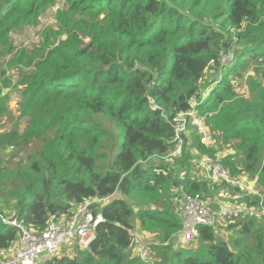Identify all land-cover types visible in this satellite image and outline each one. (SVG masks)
I'll list each match as a JSON object with an SVG mask.
<instances>
[{
	"label": "trees",
	"instance_id": "1",
	"mask_svg": "<svg viewBox=\"0 0 264 264\" xmlns=\"http://www.w3.org/2000/svg\"><path fill=\"white\" fill-rule=\"evenodd\" d=\"M55 5L0 0V60L16 52L11 35L36 26ZM55 19L61 39L50 50L13 59L33 68L19 82L28 124L22 134L0 133V155L34 146L10 176L0 168V215L8 197L12 219L38 233L86 200L118 194L94 211L103 222L87 250L43 264H264V215L232 218L227 239L196 226L192 254L174 246L184 230L177 195L205 200L216 189L194 174L190 149L218 153L233 178H256L264 197V0H65ZM238 81L248 97L236 92ZM8 99L0 88V112ZM192 100L234 154L204 148L192 130L172 156V121ZM136 227L157 237L152 263L132 252ZM17 236L0 220V252Z\"/></svg>",
	"mask_w": 264,
	"mask_h": 264
},
{
	"label": "built area",
	"instance_id": "2",
	"mask_svg": "<svg viewBox=\"0 0 264 264\" xmlns=\"http://www.w3.org/2000/svg\"><path fill=\"white\" fill-rule=\"evenodd\" d=\"M190 105L191 108L188 111L179 114L172 121L174 141L176 142L175 151L172 153L174 157L180 156L184 140L188 139V126H191L196 132L198 140L204 148L217 149L215 135L208 130L204 118L196 111V102L192 100ZM192 164L194 170L197 169L201 173L199 176L202 180L212 186L224 185L225 188L244 186L243 183L239 184V179L232 177L230 168L222 163V157L218 153L214 155L201 154ZM253 180L256 183V178ZM178 197L180 216H185L192 224L191 227L180 233L179 248L188 250L195 248L198 239L196 226L216 229L221 221L227 218H239L243 212L239 208L231 210L224 207L211 211L201 197L187 196L183 192H180ZM111 200L112 197L86 200L74 209L70 218H51L46 227L38 233L28 230L16 219L11 218V221L6 222L0 217L4 225L14 227L18 233L14 252L9 257H5L8 252H0V264H41L44 259L62 256L67 246L87 250L90 243L95 240L98 226L103 222L101 215L94 214V211L102 209ZM249 208L251 209L244 210L245 217H251L252 213L248 212H254L252 207ZM263 215L264 213H259L255 217L260 218ZM129 237L132 241V252L138 261L151 263L152 254L147 245L134 232H129ZM153 244L154 242L150 246Z\"/></svg>",
	"mask_w": 264,
	"mask_h": 264
},
{
	"label": "rangeland",
	"instance_id": "3",
	"mask_svg": "<svg viewBox=\"0 0 264 264\" xmlns=\"http://www.w3.org/2000/svg\"><path fill=\"white\" fill-rule=\"evenodd\" d=\"M65 7V0H56V5L49 8L40 18L38 21V24L34 27H26L23 31L15 32L11 35V41L16 48L15 53H23L25 56V60L30 58L29 54L34 53L35 50H38L41 48V46H45L46 50H50L53 45L55 44L56 40H60L61 38H56L57 33V23L55 19V15L58 9H63ZM48 36V41H45V37ZM89 41L84 38L83 43L87 44ZM57 43V42H56ZM15 53L12 56H5L2 57L0 60V88L2 89V94H6L9 92V99L6 103V112L2 111L0 112V133L8 132L13 129H17L19 134H22L28 124V118L21 114L19 111V107L21 104V90L23 89L22 86L19 85V82L23 75L30 74L33 72V68L25 66L23 63L25 60L20 62H14V56ZM227 58H223L222 62H225ZM212 73L206 74V77L208 78ZM9 82L10 87L4 88V83ZM236 92L243 96L248 97V90L245 86V82H236L235 84ZM20 90V91H19ZM193 128L189 126L188 132L192 131ZM216 134L215 142H217L218 152L222 155L225 154H234V150L232 149H223L221 144L222 136L220 132H214ZM191 134V133H190ZM193 135H189V141L192 139ZM34 146V145H32ZM32 146L29 148L31 149ZM27 149L25 151H20L18 154L16 153L13 148H7L1 152L0 155V168L6 169L5 175L10 176L11 171L17 167V165L20 162H25V159L27 155L29 154V150ZM188 152H190V156L192 159V162L198 159V154L195 149H190ZM153 160H148L147 164L152 162ZM194 174L202 179L199 174H201L197 169L194 170ZM239 179H241L242 182L239 180V184H246V186H241L238 188V190H233L231 188H225L224 186H216L215 194L222 193L221 195L217 196V199H214L213 197L209 198V201L205 199V202L208 206V208L211 211H216L217 207L221 204L222 207L236 210L237 208L241 209L243 211L239 218L245 217V209H251L247 206V202L254 201V198L258 197V207H254V212H248L252 213V216H257L259 213L263 214V195L260 193L259 189L257 188V184L254 182L253 179H247V176L243 175L240 176ZM244 179V180H242ZM211 194V192L209 193ZM179 196V195H177ZM210 197V196H208ZM7 198L6 197V203H4V212L0 217L5 220L6 222L11 221L13 212L9 211V208L7 206ZM114 198H121L120 195L115 194L112 196V199ZM216 202V203H215ZM261 202V204H260ZM12 205V202L10 203ZM256 214V215H255ZM229 219V220H228ZM232 222V219L227 218L224 221H221L217 226L218 228L215 229L217 236L221 239H226L227 236L230 234V232H227L225 229L227 228V225ZM184 225H186L184 223ZM142 232V231H141ZM137 237L147 245L149 248L152 258L151 263L153 262V253L150 248V244L152 243V238H147L144 235H140L135 232ZM153 236V235H152ZM154 237V236H153ZM157 239V238H156ZM154 242V241H153ZM181 242V239H180ZM197 247V246H196ZM183 250V253L185 255L192 254L191 250ZM76 248L68 247L64 249V253L62 256H72L73 253L76 251ZM134 254V253H133ZM12 254H7L5 257H9Z\"/></svg>",
	"mask_w": 264,
	"mask_h": 264
},
{
	"label": "crops",
	"instance_id": "4",
	"mask_svg": "<svg viewBox=\"0 0 264 264\" xmlns=\"http://www.w3.org/2000/svg\"><path fill=\"white\" fill-rule=\"evenodd\" d=\"M242 180H244V179H242ZM242 182V181H241ZM244 186H246V184H244ZM240 186H238L237 188H239ZM220 191H223V189L222 190H219L218 191V193H217V196H218V194H219V192ZM222 194V193H221ZM221 194H219V195H221ZM214 197V199H217V196H216V194L215 195H213ZM209 198H211V197H208V201H209ZM216 203V202H215ZM222 206H221V204L217 207V209L216 210H218V209H220ZM181 218H182V221H183V225H184V223L186 224V225H184V229H186V228H189V227H191L192 226V224L190 223V221L185 217V216H181ZM135 230L137 231V233H139L140 235H144L145 237H147V238H152V242L154 241H156V236L155 235H153L152 236V234H150V235H148V234H144V233H142L141 231H140V228L139 227H136L135 228ZM227 239V238H226ZM174 244H175V247H178V246H180V234L179 235H177L176 237H175V240H174ZM14 249H15V244L13 245V246H11V248L10 249H8V250H6V252H8L7 254H12L13 252H14ZM45 260V259H44ZM43 260V261H44ZM44 262H42L41 264H43Z\"/></svg>",
	"mask_w": 264,
	"mask_h": 264
}]
</instances>
